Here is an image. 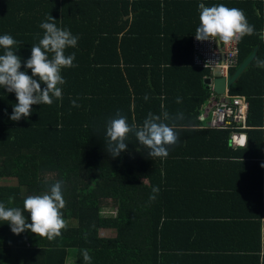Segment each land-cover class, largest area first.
Here are the masks:
<instances>
[{
  "label": "trees",
  "instance_id": "16d2710c",
  "mask_svg": "<svg viewBox=\"0 0 264 264\" xmlns=\"http://www.w3.org/2000/svg\"><path fill=\"white\" fill-rule=\"evenodd\" d=\"M201 3L239 8L254 26L238 43V65L253 50L255 57L228 91L248 101L243 147L230 146V129H209L202 119L211 72L192 62ZM50 17L79 37L65 50L76 66L62 69V100L33 105L19 121L9 119L15 94L0 88V178L15 181L0 185V203L22 208L27 196L62 180L67 227L49 240L15 235L0 222V264H64L68 249L76 264H86L83 249L91 264H264V79L256 64L264 0H0V35L18 41L26 61ZM117 110L130 125L149 113L182 112L167 158L149 156L133 134L113 158L106 122ZM220 157L248 166L240 183L243 175L215 182ZM153 187L159 192L150 200Z\"/></svg>",
  "mask_w": 264,
  "mask_h": 264
},
{
  "label": "clouds",
  "instance_id": "9594fccd",
  "mask_svg": "<svg viewBox=\"0 0 264 264\" xmlns=\"http://www.w3.org/2000/svg\"><path fill=\"white\" fill-rule=\"evenodd\" d=\"M198 7L199 26L194 35L197 41H213L218 46L233 45L254 33V26L249 24L245 13L239 8L224 4L206 7L203 3ZM55 21L50 17L39 25L43 35L37 44L31 46V55L26 61L16 54L18 41L8 34L0 35V49L3 50V54H0V88L14 93L17 101L9 116L11 121L29 117L33 105H51L54 99H63L62 86L66 81L61 75L62 69L76 66L73 63L75 54L66 55L65 50L74 48L79 37L68 29L58 27ZM22 63L25 71L20 70ZM256 64L264 68V59L257 60ZM27 70H31V75L27 74ZM181 102L178 97L176 103ZM72 106L79 107L75 101H72ZM184 118L182 112L171 115L165 110L159 115L149 113L141 125H130L127 117L117 110L106 122L107 150L113 158L118 157L127 150L126 140L129 134H133L139 145L149 149V156L167 158L168 148L178 141L177 122ZM62 185L63 181L57 180L50 184L47 192L27 196L22 208L0 203V222L7 223L15 235L29 231L49 240L60 237L67 227L61 211L66 206ZM158 192V187H153V195L149 199L155 200ZM13 199L9 197L10 201ZM25 213L30 217V223ZM81 254L86 264H91L88 250L83 249Z\"/></svg>",
  "mask_w": 264,
  "mask_h": 264
},
{
  "label": "built area",
  "instance_id": "2783aa9c",
  "mask_svg": "<svg viewBox=\"0 0 264 264\" xmlns=\"http://www.w3.org/2000/svg\"><path fill=\"white\" fill-rule=\"evenodd\" d=\"M209 61L213 63H208ZM192 62L197 67L208 69L211 76L207 78L210 80L218 76L226 77L231 73L230 69H235L238 65V44L218 46L213 41L200 42L193 37ZM209 88L210 99L202 116V119H206L205 126L209 129H230L229 144L244 145L243 130L246 128L248 101L241 95H229L227 90L215 95L212 84Z\"/></svg>",
  "mask_w": 264,
  "mask_h": 264
},
{
  "label": "crops",
  "instance_id": "0c3cea01",
  "mask_svg": "<svg viewBox=\"0 0 264 264\" xmlns=\"http://www.w3.org/2000/svg\"><path fill=\"white\" fill-rule=\"evenodd\" d=\"M262 37H263V35H262ZM255 53H256V50H255ZM262 59H264V52H263V58ZM262 70H263V79H264V68H262ZM263 99H264V80H263ZM262 131L264 132V118H263ZM245 138H246V135H245ZM229 143H230V141H229ZM244 145H245V143H244ZM243 146H231V147L236 148V147H243ZM263 148H264V144H263ZM217 160L220 163L222 162V164H221L219 172L217 173V174H219L218 177H217V181L215 179L216 183L224 184L225 182H227V181H225L227 178L233 181L235 179L234 178L235 176H240V175H243V176H241L239 178L238 182L240 183L244 179L245 170H246L245 168H247L248 166L247 165H243V166L239 165L238 162H241L240 158H224V157H220ZM261 162L264 163V157L261 158ZM248 170H250V169H248ZM232 178H234V179H232ZM207 179H208V176L206 177V181H207ZM213 179L214 178H212V180ZM110 231H114V230H112V229H100L99 233H101V232H110ZM106 234H109V233H106ZM114 235H115V233L113 235H111V236L110 235H105V236H102V237H113ZM68 250L66 251L67 254H66V257H65L64 264H66L67 259H69L70 257L75 255L74 252H73L74 251L73 249H68ZM74 257H76V255ZM69 264H76V262L73 261V263L70 262Z\"/></svg>",
  "mask_w": 264,
  "mask_h": 264
},
{
  "label": "water",
  "instance_id": "95a60500",
  "mask_svg": "<svg viewBox=\"0 0 264 264\" xmlns=\"http://www.w3.org/2000/svg\"><path fill=\"white\" fill-rule=\"evenodd\" d=\"M255 56V50L246 57L239 65L235 68L232 73H228L226 77L218 76L214 77L212 80L206 78L204 79V84L209 87L212 84V90L215 95L223 94L225 90L229 91L234 85L235 81L239 75L246 69V67L251 63Z\"/></svg>",
  "mask_w": 264,
  "mask_h": 264
},
{
  "label": "rangeland",
  "instance_id": "374dc122",
  "mask_svg": "<svg viewBox=\"0 0 264 264\" xmlns=\"http://www.w3.org/2000/svg\"><path fill=\"white\" fill-rule=\"evenodd\" d=\"M217 74V72H215ZM215 75V74H214ZM15 183V181L10 178H0V185H13ZM101 214L102 215H112V212H110L109 210L107 209H103L101 210ZM106 233H109V234H106ZM115 232L114 231H110V232H101L99 233L101 236H105V235H113ZM69 251V250H68ZM74 252V251H73ZM75 254V252H74ZM75 256V255H74ZM72 256L70 257L69 259H67V262L66 264H69L70 262L73 263V261L76 262V258ZM68 258V257H67Z\"/></svg>",
  "mask_w": 264,
  "mask_h": 264
}]
</instances>
